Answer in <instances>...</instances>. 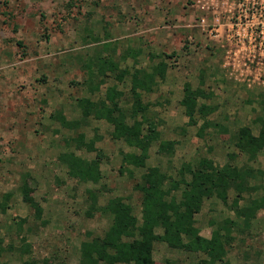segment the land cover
<instances>
[{
  "label": "rangeland",
  "instance_id": "1",
  "mask_svg": "<svg viewBox=\"0 0 264 264\" xmlns=\"http://www.w3.org/2000/svg\"><path fill=\"white\" fill-rule=\"evenodd\" d=\"M67 2L0 0V203L4 195L9 196L4 211L0 209V239L9 253L0 258V264H21L26 259L78 264L81 241L102 236L110 225V220L99 212L92 217L86 215L92 205L87 190L97 196L92 208L121 197L130 204L140 224L141 193L134 187L148 168H157L177 180L182 162L193 166L204 157L221 166L227 161V153L234 151L227 140L239 127L249 126L256 135L264 129V86L246 89L242 78H235L237 73L230 75L224 68L229 51L236 50L224 44L226 18L236 22L231 14L224 17L219 9V22L214 25L216 16L209 13L202 30L197 26L200 18L192 6L195 0H83L78 1L80 9L72 8L70 14L65 8ZM206 2L210 7L211 3L219 7L222 3ZM108 41L116 45L103 47ZM126 49L138 51L137 58L119 60ZM95 50L101 57L109 53L112 60H119V70L147 69L148 65L158 63V56L170 57L165 58L169 68L163 84L154 93L142 95V103L151 108L147 117L159 132L143 168L125 164L120 172L122 154L138 155L139 151L123 141L111 140L112 126L107 122L93 120L90 126L80 124L73 130L60 123V117L68 122L80 120L77 99L88 96L84 95L85 89L89 91L100 80L101 94L89 95L96 101L105 96L108 86L117 82L116 71L91 78L85 64L97 56ZM250 71L256 75L253 68ZM91 72L93 77L98 76V65ZM258 77L264 80L261 74ZM85 79H91L87 86ZM187 82L193 88L202 86L207 98L199 103L214 109L208 113L209 125L202 131L201 119L196 126L187 125L188 118L180 105ZM120 87L121 105L130 109L129 83ZM79 133L85 135L87 143L95 135L99 137L95 151H74L88 160L101 152L102 179L98 184L70 179L66 167L58 161L61 153L74 150L71 139ZM167 141L174 144L163 153L158 152L159 145ZM244 160L239 158L237 165ZM260 167L264 169L262 157L255 164V168ZM23 179L31 190L30 196L42 208L40 219L22 200L19 186ZM252 182L259 184L261 179ZM261 190L253 196H262ZM175 194L178 199L179 192ZM233 198L231 194L229 204ZM240 206L245 203L241 201ZM227 218L235 219L234 211L220 201L204 203L195 216L200 235L205 238L211 237L215 224ZM243 236V242L234 241L228 250L229 264H264V209L257 213L249 233ZM21 249H25L23 255ZM200 258V254L170 250L161 242L155 244L153 251L155 264L196 262Z\"/></svg>",
  "mask_w": 264,
  "mask_h": 264
},
{
  "label": "trees",
  "instance_id": "2",
  "mask_svg": "<svg viewBox=\"0 0 264 264\" xmlns=\"http://www.w3.org/2000/svg\"><path fill=\"white\" fill-rule=\"evenodd\" d=\"M78 1L83 0H68L65 5L67 14H70L72 8L80 9L81 5ZM96 6L97 4H94V7ZM95 39L98 42L99 39ZM113 42L108 41L103 47L116 45ZM17 45L22 46V43L17 42ZM95 52L97 56L92 60L89 59L85 64L91 78L106 76L105 71L118 72L115 75L118 82L128 77L132 106L130 109L122 107V93L112 88L107 91L104 98L96 101L89 98L77 99V106L81 110L80 120L68 122L60 117V123L66 129H75L80 124L87 125L90 118L104 120L112 126L111 140L123 141L128 147L139 151L138 155L122 154L120 172H123L125 164L134 168H143L148 150L158 139L159 132L155 123L147 117L148 105L142 103V92L152 93L159 83L164 81L169 68L165 58L170 57L158 56V63L152 65L149 70L136 67L119 70V60H124L128 56L136 59L139 52L126 49L122 52L123 55L119 56L118 61L112 60L109 53L101 57L97 50ZM150 59L153 60L152 57ZM94 65H98L99 70L96 77H93L91 72ZM89 81L91 79H85L84 85L89 84ZM96 85L98 89L100 80ZM206 98L207 94L202 86L193 88L188 82L183 85L180 105L188 118L187 125L196 126L201 119L204 124L200 131L207 128L209 125L207 115L214 110L208 105L199 103L200 99ZM222 131L226 132V129ZM98 138V135H95V138L87 143L85 135L79 133L71 139L74 150L63 152L58 156L59 163L66 167L70 179L79 183L100 182L101 152H97L93 160L84 159L74 153L75 150L83 148L89 152L95 151V140ZM227 142L234 151L228 153L227 161L223 166H217L211 160L201 157L202 159L193 166L189 163L182 164L177 180L161 173L157 168H148L142 174L141 181L134 187L141 193L140 224L133 215L130 204L125 203L121 197H113L105 205L92 208L97 196L93 191L87 190V197L92 201V205L88 207L86 215L92 217L94 213L99 212L110 220V225L102 236L97 235L81 241L78 264H155L153 251L155 244L160 242L166 244L170 250L188 255H202V258L196 262L167 261L165 264H229L227 254L232 243L236 240L241 242L245 240L246 236L243 235L249 233L257 213L264 209V194L252 198V194L258 189L264 190V169L254 167V164L259 162L260 156L264 158V129L255 136L251 128L243 126L230 136ZM170 145H172L170 142L161 143L158 152L163 153ZM242 155L247 161L237 165ZM258 177L261 183L252 185L251 181H256ZM165 184L168 185L167 188L164 187ZM19 189L23 202L28 204L34 210L35 216L40 219L42 208L30 196L31 190L24 179ZM176 192H179L178 199ZM231 192L234 194V199L229 204ZM210 198L218 199L225 207L234 211L235 219L227 218L217 224L212 223L216 228L210 238H205L200 235L195 216L200 212L204 200ZM7 199H9L8 194L3 196V201L0 203L2 211L6 208ZM239 201H243L245 206L240 207ZM157 230L159 233L156 232ZM19 251L23 255L25 249ZM7 253L9 252L3 247V241L0 239V258ZM21 264H51V262L44 260L40 263L34 259H26Z\"/></svg>",
  "mask_w": 264,
  "mask_h": 264
},
{
  "label": "built area",
  "instance_id": "3",
  "mask_svg": "<svg viewBox=\"0 0 264 264\" xmlns=\"http://www.w3.org/2000/svg\"><path fill=\"white\" fill-rule=\"evenodd\" d=\"M207 0H197L201 11H209L211 8L214 18V25L219 22L218 10L222 9V13L231 14V19L236 22H231L226 18V35L225 43L231 45L236 50H230L228 61H226L224 68L230 72V75L236 74L242 80L252 77L256 81L259 80L258 75L264 76V0H220L221 7L217 3L212 4L211 7L206 2ZM213 2V0H208ZM227 7V8H226ZM201 25H205V20H200ZM250 68H253L252 74ZM250 71V72H249ZM249 74V76H247Z\"/></svg>",
  "mask_w": 264,
  "mask_h": 264
},
{
  "label": "crops",
  "instance_id": "4",
  "mask_svg": "<svg viewBox=\"0 0 264 264\" xmlns=\"http://www.w3.org/2000/svg\"><path fill=\"white\" fill-rule=\"evenodd\" d=\"M195 2H196V4H195ZM195 2H194V4L192 5L193 7H194V9H196L197 10V15L199 16V23H198V27H200L202 30L204 29V28H206V24L205 25H201V23H200V20L201 19H204L205 21H206V19L209 17V13L211 14L212 12H210V11H201L200 10V5H198L197 4V0H195ZM209 10H212L211 8L209 9ZM224 44H225V42H224ZM150 65H148V67H147V70H149L150 69ZM224 76L225 77H227V75H226V73L224 74ZM247 76H249V74H247ZM250 77V76H249ZM238 79V78H237ZM238 81H241L240 79H238ZM259 82H256V80L255 79H253V78H251L250 77V79H245V80H242V86L243 87H245L246 89H250V88H253V87H256V86H264V80H262V79H259L258 80ZM124 82V83H123ZM128 83H129V88H130V79L129 78H125L122 82H115V85L113 86V87H107L106 88V92H105V94L104 95H106V93H107V91L108 90H111L112 88L113 89H115L116 91H118V92H121V93H123L122 91H123V89H121V87L120 86H123V85H128ZM161 83V82H160ZM159 83V84H160ZM163 84V83H162ZM87 86V85H86ZM96 83H94V85L91 87H89V91L87 90V89H85V91H86V93H84V95L86 94V95H88V96H85V98H89V99H91L92 101H95L93 98H91V96H89V95H93V97H94V95H98V94H101V87H98V89L96 88ZM112 86V85H111ZM86 88V87H85ZM157 88H158V86H157ZM260 88V87H259ZM261 90V89H260ZM84 91V92H85ZM156 91V88L154 89V92ZM262 91V90H261ZM154 92H152V93H154ZM151 93V94H152ZM143 94H145V92H142V95ZM146 94H150V93H146ZM261 94H263L264 95V89H263V91H262V93ZM102 97H99L98 99H101ZM104 98V97H103ZM97 99V100H98ZM151 110V108H149L148 107V111H150ZM90 119H92V120H90ZM89 120H88V124H87V126H90L91 125V122L93 121V120H95L96 121V119H93V118H90ZM100 121H104V120H100ZM243 127V126H242ZM246 127H249V126H246ZM241 127H239L237 130H239ZM250 128V127H249ZM70 130H73V129H70ZM236 130V131H237ZM252 130V129H251ZM254 134V133H253ZM255 136H256V134H254ZM258 135V134H257ZM167 142H170V143H172V144H174V141H167ZM231 153V152H230ZM227 155H228V153H227ZM241 157H244L245 158V160H244V163L247 161V158L244 156V155H242ZM240 157V158H241ZM260 157H262V156H260ZM263 158V157H262ZM187 163H189V162H187ZM225 163H226V161H225ZM224 163V164H225ZM182 164H185L184 162H182ZM190 164V163H189ZM192 164V163H191ZM223 164V165H224ZM242 164V163H241ZM256 164V163H255ZM255 164H254V167H255ZM223 165H221V166H223ZM218 166H220V165H218ZM261 168V167H260ZM188 177V176H187ZM186 177V178H187ZM251 184L253 185V182L251 181ZM257 184V183H256ZM263 186H264V182H263ZM258 190H260V189H258ZM261 191H263V194H264V190L262 189ZM257 192V191H256ZM255 193V192H254ZM253 193V194H254ZM232 194V192L230 193V195ZM253 194H252V198H256V197H254L253 196ZM230 195H229V197H230ZM232 195H234V194H232ZM261 197V196H260ZM230 199V198H229ZM234 199V198H233ZM218 199H216V198H210V199H208V200H204V202H203V205H204V203H207V202H210V204L211 203H218ZM240 202L241 201H239V206H240ZM243 202V201H242ZM202 205V206H203ZM240 207H242V206H240ZM202 209V208H201ZM201 211V210H200Z\"/></svg>",
  "mask_w": 264,
  "mask_h": 264
}]
</instances>
